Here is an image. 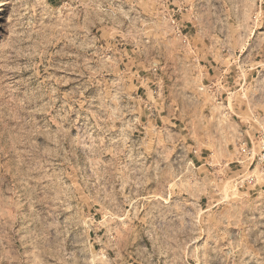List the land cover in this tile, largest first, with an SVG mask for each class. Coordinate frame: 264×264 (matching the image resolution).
<instances>
[{
    "label": "rangeland",
    "instance_id": "374dc122",
    "mask_svg": "<svg viewBox=\"0 0 264 264\" xmlns=\"http://www.w3.org/2000/svg\"><path fill=\"white\" fill-rule=\"evenodd\" d=\"M0 264H264V0H0Z\"/></svg>",
    "mask_w": 264,
    "mask_h": 264
},
{
    "label": "crops",
    "instance_id": "0c3cea01",
    "mask_svg": "<svg viewBox=\"0 0 264 264\" xmlns=\"http://www.w3.org/2000/svg\"><path fill=\"white\" fill-rule=\"evenodd\" d=\"M201 68H202V71H204L205 73L203 74L204 76L203 77H205V79H207L209 76H210V71L213 69V71L215 70V69H218V67L216 66V67H213V65H204V66H200ZM200 67H196L197 69L198 68H200ZM221 68H220V70H219V73L218 74H222L221 73ZM226 70V69H225ZM222 77L221 78H223V80L225 79L224 77H225V74H223V75H221ZM218 78H220V77H217V78H211L210 77V79H215V80H217V82L215 81V82H213V83H219L220 81H219V79ZM212 82V81H211ZM176 113V112H175ZM176 116V115H175Z\"/></svg>",
    "mask_w": 264,
    "mask_h": 264
}]
</instances>
